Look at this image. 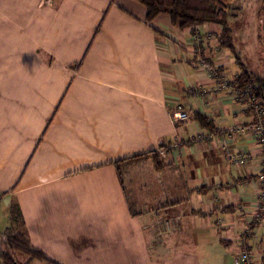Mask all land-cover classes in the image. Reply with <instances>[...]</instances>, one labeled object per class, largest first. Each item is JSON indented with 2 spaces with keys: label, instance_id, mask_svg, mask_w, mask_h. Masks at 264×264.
Wrapping results in <instances>:
<instances>
[{
  "label": "crops",
  "instance_id": "1",
  "mask_svg": "<svg viewBox=\"0 0 264 264\" xmlns=\"http://www.w3.org/2000/svg\"><path fill=\"white\" fill-rule=\"evenodd\" d=\"M36 4L45 8L36 32L46 60L34 67ZM145 15L133 0H0V50L19 34L22 41L20 51H0V232L19 207L21 231L46 256L13 252L18 264H236L257 212L262 159L237 167L223 147L255 150L256 142L187 143L205 131L192 113L221 130L242 110L193 57L192 30L167 16L148 24ZM195 30L228 77L218 31ZM191 87L209 94L188 97ZM177 104L187 121L173 120ZM177 142L187 144L162 159V170L151 159L127 164L123 189L115 162ZM164 220L173 230L159 240ZM249 247L262 264L264 218ZM7 248L0 234V254Z\"/></svg>",
  "mask_w": 264,
  "mask_h": 264
},
{
  "label": "built area",
  "instance_id": "2",
  "mask_svg": "<svg viewBox=\"0 0 264 264\" xmlns=\"http://www.w3.org/2000/svg\"><path fill=\"white\" fill-rule=\"evenodd\" d=\"M204 44L205 38L197 30H192V49L193 57L207 71L209 78L215 81V88L218 92L228 91L231 92L232 100L239 107L242 108V112L250 114V120L242 125L229 127L226 129H219L216 131L205 130L192 135L187 143L199 144L211 142L217 136L222 137V139L231 140L235 137H248L252 138L256 142L255 150H245V149H233L230 146V142H225L224 145V160L225 162L237 166L245 167L252 163L258 156L261 157L260 167L264 171V103L258 98L254 86L247 85L244 87H239L238 76H235L237 80L229 79L225 76V73L220 72L221 67L215 66L213 64L207 65V57L204 54ZM221 49V48H220ZM224 49L217 51L218 55L223 54ZM224 55V54H223ZM224 58H227L225 55ZM207 90H201L197 88H189L187 90L188 97L204 98L208 96ZM240 105V106H239ZM189 118L188 113L185 111L182 104H177L175 111L173 113V120L178 123L181 121H187ZM182 142H177L168 145L164 148H160L157 152L161 159L167 158L173 151H175L180 144H187ZM256 184L259 186L260 192L258 193L259 203L256 205L257 212L251 215L249 219V224L247 229L240 241L242 249L241 253L235 258L236 264H254L252 260L251 249L249 247V241L253 237L256 226L261 223L264 218V172H261L256 176ZM1 202V197H0ZM173 224L170 221L164 220L158 223L156 227L157 239L161 240L166 234L172 232Z\"/></svg>",
  "mask_w": 264,
  "mask_h": 264
},
{
  "label": "trees",
  "instance_id": "3",
  "mask_svg": "<svg viewBox=\"0 0 264 264\" xmlns=\"http://www.w3.org/2000/svg\"><path fill=\"white\" fill-rule=\"evenodd\" d=\"M141 4L145 10V22L150 24L160 16H167L170 19L171 25L181 32L191 31L198 26L210 24L213 26L222 27V34L219 38V47L224 50H231L235 56L236 62L239 64V53L236 52L233 46V32L229 26L230 20L236 18L234 13L235 8L231 3L233 0H133ZM192 32V31H191ZM211 65V61L207 60ZM222 70V69H220ZM239 75V87L253 85L258 98L264 103L261 86H256L251 80L252 77L246 71H242ZM193 118L198 122L203 130L216 131V124L211 121L205 114L194 112ZM164 148V147H162ZM144 159H151L156 170H162L167 167L158 155L157 151L148 152L142 155H137L128 159H122L115 162L119 181L124 186V172L127 164H133ZM264 172V171H262ZM11 221L13 226L2 234L10 248L0 254V264H18L13 256V252H22L30 255L31 260L35 258L45 259L46 256L34 250L26 233L21 231L22 213L19 207H12L10 210ZM264 264V261L263 263Z\"/></svg>",
  "mask_w": 264,
  "mask_h": 264
},
{
  "label": "rangeland",
  "instance_id": "4",
  "mask_svg": "<svg viewBox=\"0 0 264 264\" xmlns=\"http://www.w3.org/2000/svg\"><path fill=\"white\" fill-rule=\"evenodd\" d=\"M45 1L50 2L52 0H45ZM231 5L233 8H235L234 13L236 14V18L230 20L229 26L233 32L234 49L236 50L237 53H239L240 56V58H238L240 65H238V63L236 62V58L231 53V50L230 51L228 49L225 50L227 59L229 60L228 64L225 66V68L229 69L230 72L228 73V78L232 80L236 78L235 80H237V77L235 76L238 73L239 75H241L242 74L241 70L246 71L247 74L250 75V77H252L251 80L254 82V84L256 86H259L264 81V0H233ZM43 10H45V8L43 9L42 5H37V4L33 9H31V12L34 14V27H35L34 67L37 65H41L42 61L46 60L45 57L42 58L43 53L41 50V46L39 45L40 40L38 39L36 32L38 28L40 29L41 15ZM2 25L4 26V20L2 21ZM214 28L218 31L217 34L220 37L222 34V27L214 26ZM21 43L22 41L20 39V34H19V40L16 46L14 44H10V46L5 47L4 43L1 42L0 51L3 53L10 52V50H12L13 52L20 51L22 50ZM216 45H218L216 47L217 51L222 50V49L218 50L219 41L216 43ZM222 62L224 61L222 60ZM1 63L2 65H4L3 59L0 60V64ZM217 63H219V61H217ZM3 80H5V75H3L1 81ZM231 108L232 107H230L229 109ZM230 113L233 114V110L230 111ZM232 118L233 120L229 122L231 127L238 126V124H242L246 119V116L243 112H240L236 115V117L233 116ZM248 120H250V116ZM235 138H240V137L237 136ZM244 138H248V137H244ZM253 146H255L256 148L257 146L256 143H254ZM258 189L260 190L261 188L258 186Z\"/></svg>",
  "mask_w": 264,
  "mask_h": 264
},
{
  "label": "flooded vegetation",
  "instance_id": "5",
  "mask_svg": "<svg viewBox=\"0 0 264 264\" xmlns=\"http://www.w3.org/2000/svg\"><path fill=\"white\" fill-rule=\"evenodd\" d=\"M262 6V5H261ZM261 86V88H262V95H263V98H264V81H263V83L260 85Z\"/></svg>",
  "mask_w": 264,
  "mask_h": 264
}]
</instances>
